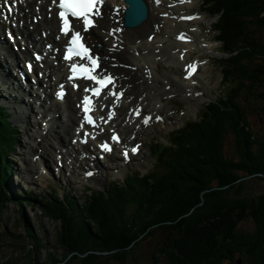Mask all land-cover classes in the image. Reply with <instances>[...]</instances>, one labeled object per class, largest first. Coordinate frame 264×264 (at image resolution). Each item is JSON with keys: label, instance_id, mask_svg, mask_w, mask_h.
<instances>
[{"label": "trees", "instance_id": "trees-1", "mask_svg": "<svg viewBox=\"0 0 264 264\" xmlns=\"http://www.w3.org/2000/svg\"><path fill=\"white\" fill-rule=\"evenodd\" d=\"M206 6L219 17L217 39L229 55L219 61L221 97L200 111L197 122L189 120L171 133L169 146H156L149 177L133 174L124 186L113 183L107 195L99 191L80 204L56 197L39 201L45 217L61 220L67 237L59 240L62 245L72 236L96 243L74 251L75 264L126 263L135 244L158 231L166 237L155 239L152 264H225L240 256L264 263V192L258 197L243 192L247 183L264 181V138L245 122L249 102L264 100V0H206ZM6 115L0 108L1 207L10 199L2 181L9 170L3 150L18 140ZM231 133L237 150L232 158L224 148ZM249 220L255 232L239 230L238 224Z\"/></svg>", "mask_w": 264, "mask_h": 264}, {"label": "rangeland", "instance_id": "rangeland-1", "mask_svg": "<svg viewBox=\"0 0 264 264\" xmlns=\"http://www.w3.org/2000/svg\"><path fill=\"white\" fill-rule=\"evenodd\" d=\"M193 1L194 4L191 5L190 7H184L183 11L186 14L198 13L202 17H204V20H201L198 23V26L200 27L199 34L202 38L207 40L212 47L208 51H204L197 48L190 53L187 59V62H189L193 59L199 58L204 63L203 67L199 69V73H198L199 74L198 80L200 82L198 81L194 82V87L196 88L197 91L203 92L204 97H202L203 99L201 100V102H198L197 98L195 96L194 97L192 96L193 92L184 94L182 91H176L177 88L181 89L180 83L177 82L173 84L174 87L171 86L169 81L166 82L168 87L169 88L172 87L173 89V91H169L168 89L163 88L162 84L158 80H155L154 78H152L151 83L147 82V80H142L141 77L143 75L139 76L140 69L136 66L137 70L135 72L137 74L132 73L131 76L134 78L138 77L139 81L137 83L141 81L143 87L145 86V84H148L147 87H150L147 88L145 86L144 88L141 87L142 90L140 89L141 91H144V95H146V97L149 98L150 100V102H148V106L153 107L154 98L158 96L162 101L160 112H162V115H165L168 120L165 121L163 124L158 123L155 126L146 129L142 132L143 135L140 136L141 140L144 142L142 153L146 154V156L141 154L139 157H137L134 160V162L131 163L126 168L127 172L135 170V171H139L143 176L152 174L153 168H151L150 170V166L152 163L151 147L152 144L155 142V140L157 139L159 141H162L163 143H166V138H168V133L170 131L180 128L186 120L190 118L194 119L196 114L198 113L199 110L202 109V107H204L207 103H209L210 100L220 95V90L222 89L221 82L223 78L220 69V62L218 61H222L223 59H221V57L219 56L220 55L219 43L216 42V36L218 35L219 31L218 30L214 31V27L216 25V20L218 19V16H214L212 13L208 11L207 8L204 7V2L206 3V0H193ZM152 8L155 10L154 15L151 17V21L152 22L155 21V28H154L155 33L159 35L166 34L167 36H169L170 33L169 32L165 33L163 30L161 16L157 8V5L155 4L154 7L152 6ZM168 10L170 11V9ZM175 14L177 16H180L177 13ZM178 25L182 26V24L180 23ZM179 28L182 30L185 29L186 27L182 26ZM190 29L191 26L188 27V30ZM122 36L123 38L126 39V34H122ZM1 37L3 41H6L4 39V35H2ZM263 39H264V34H263ZM172 44L173 45H171V42L162 43L163 48L157 51L161 55L155 58V56L158 55L156 52L152 55L151 58L148 59L147 64L149 65L151 63L150 67L153 68L156 74L162 78L166 74L176 75L177 78H181V72H182L181 66L175 65L174 63H168L167 65L165 64V61H169L173 55L174 45L178 46V43H172ZM19 54H17V57L15 58H19L18 57ZM136 55L137 54L135 53V56ZM162 56L169 60L163 59ZM3 57L4 59H2V57L0 56V77L1 75H3L4 77V73L5 75H7L8 72L12 74V72L15 71L9 69L11 66L6 67V61H9V57L6 55H4ZM140 57H143V55H141ZM8 63L10 64V62ZM21 63L22 60L20 61V67H21ZM133 84L135 87L131 90L130 94L127 95V98L130 101L134 99L136 91L139 89V85H141V84L136 85L135 83ZM2 86H5L4 81L3 79H0V102L6 105H10L9 109L7 110V113L10 115V121H13V118L15 116L13 113L14 106L10 103H7V101L4 100L5 95H4V90H2L1 88ZM140 90L137 93H140L141 92ZM21 99L25 104L31 107L30 108L31 113L35 112L36 114L41 111L40 107L37 108V106H39V103L33 106L32 103H29L32 101V97L30 98L29 96H27L26 93L22 94ZM69 99H71V101L75 103L74 97L72 98V96H69ZM241 103L244 106H246L245 101L241 100ZM249 103H250V107L247 110L245 122L249 124L252 133L258 134L260 137L264 138V100L260 99L256 102L251 100ZM125 105H126V109L123 112V114H127V120H126V124L124 125V128H128L129 131H133L134 121L133 119L130 118L128 114V112H130L131 109L130 106L133 105V103L130 102L129 104H126L125 102H120L119 106L115 108L118 110L119 108H124ZM51 108L53 109L52 104H51ZM153 110L155 111L154 107ZM145 111L151 112L152 109L148 107L146 108ZM50 112L52 111L50 110ZM29 113L30 112H28V115ZM68 113L69 111L66 110L65 114L67 115ZM30 117L32 118L33 121L37 120L36 118L39 119V117L34 114L33 115L31 114ZM37 121H38V126L42 127L43 123H41L40 120ZM17 123L20 125L22 129H24L23 128L24 122L23 123L17 122ZM118 124H120V122H118ZM27 127L28 126H26V128ZM20 130L21 129L17 127V132L21 134L18 140H16L15 143L13 144V147H11V145L5 146L3 150V155L5 156L4 160L6 161L9 170L7 173L8 175L7 177L5 176V173L3 174L2 181H5V184L8 185L9 188L8 191L11 193L10 196L12 199L6 201L5 207L0 206V264H69V262L71 263V261L74 262L71 264H75L76 261L72 260L74 255L76 256V253L74 254V251H81L83 250V247H89V246H92V248H96L95 247L97 246L96 243H89L88 242L89 240L85 241L84 239L83 242V240H81L82 238L80 240H77L75 236H72L70 240L67 241L66 245H62L59 240L63 239V241L65 242L67 237L65 234V229L62 226L61 220L56 221L45 217L44 214L41 213L40 211V206H41L40 203L31 201L30 204H28V201L24 199L26 196V192L33 193V195L31 194L33 198L36 199L39 198L40 200H43L46 197L47 198L55 197L56 196L55 193L58 196L59 193H62V190H66L69 191V193L72 195V197L75 200L83 202L85 194L89 195L85 187H87V189L91 188L93 190L99 188H105L107 182L109 181L117 180L121 182L124 178L123 177L124 174L127 172L125 171V169L122 170L120 174H115V171H117L118 169L110 173L105 172L107 171L105 168L110 167V165L109 163H104L105 174L104 177L101 179V182L99 181L93 182V180L90 182L85 181L83 179V170L89 164V162L82 161V159H79L76 162L74 160L75 157L74 152L70 149L69 146H64L62 144H59L60 139H57L54 133L51 132L47 133L46 132L47 130L43 131L44 135L46 134L49 135L48 139L51 140L52 150L50 148V144L46 143L48 141L46 139L45 140L46 142L42 141L38 143L36 141L39 144V145L36 144V147L40 149H37L36 152L33 149V151H31L29 154L27 153L28 151L27 147H29L27 146L28 128L24 132ZM233 136L234 135L231 133V134H226L224 137L225 152L227 156L229 157L231 156V158L233 157L234 152L237 151L233 144ZM36 139L38 138H34L33 140L34 143H36L35 142ZM42 139L43 137H41V140ZM55 139L58 140L59 142H57ZM67 142H68V138H67ZM59 152H61L62 154L60 155ZM6 153L8 154L5 155ZM57 155L59 156L65 155L64 157H62V162L65 164V167L61 170V176H57V178H52V179L51 177L50 178L48 177L46 181H39V177H38L39 171H37L33 180L32 176L34 175L35 171L38 169V166L41 167L40 172L41 174L44 173L45 177L48 176L47 170L45 169L47 166L49 172H50L49 167H53V169L56 168L55 167L56 164H54L55 159L57 160V162L59 161V156ZM37 156H40L41 159L42 157L44 158L43 162H41L44 163L43 164L44 166H42L41 163L38 164L37 166L34 165L37 164L36 160H34L35 158H37ZM49 157L52 158L50 159ZM24 163L27 165V167L33 169L32 175L30 177L27 175L28 172L24 168ZM141 175L139 174V178L141 177ZM157 177H161V173H157ZM26 182L27 184H25ZM26 185L27 188L25 187ZM19 186L22 187V189H20ZM53 191H55V193ZM21 192L24 194V196L18 198L20 197L18 196V194ZM243 192H244V196L258 197L264 192V181L253 180L247 183ZM19 203L20 204L25 203V204L20 206ZM262 217L264 218V215ZM87 223L90 224L92 233L93 234L96 233L99 236V232L96 230L95 224L90 219H87ZM238 227L239 230L250 233L255 232V230L257 229L255 228V224L250 220L241 222L240 224H238ZM107 234H110L111 238H113V235H115L113 231L107 232ZM155 234L156 236H147L146 239L137 242L134 248L131 249L130 256L126 259V263H121L120 261H116L113 264H152V256L154 252H156L158 249L155 248L157 246L155 239L159 238L161 240H164L166 237V234L162 233V231H158ZM225 264H261V263L260 260L256 262L255 258L243 259V257L240 256L236 258V261L234 263L230 261L228 262L226 261Z\"/></svg>", "mask_w": 264, "mask_h": 264}, {"label": "bare ground", "instance_id": "bare-ground-1", "mask_svg": "<svg viewBox=\"0 0 264 264\" xmlns=\"http://www.w3.org/2000/svg\"><path fill=\"white\" fill-rule=\"evenodd\" d=\"M1 1L2 0H0V3ZM8 1L9 3H12V0H8ZM47 1L49 0H20V2L18 0L16 14L12 15L13 17L16 16V20L19 27L17 29L13 28L14 26L13 17L11 18L10 23H5L2 20V15H0V56L2 57V53L9 56V61H6V67L11 66L9 68L10 70L14 71L19 69L20 58L21 60L24 59L25 60L24 63L26 64L27 63L26 61L29 60V58L31 59L32 52L42 48L47 44L52 45L51 48L53 50L59 47L60 42L56 38V33H55L57 30V23L54 22L53 19L51 20L47 19V6L49 4L44 5V3H46ZM146 2L148 3L150 8L148 21L144 25H142L141 27L135 30H123L120 27V16H121L120 11L124 7L123 1L107 0L106 5L103 8L104 17L103 19L99 20V27L92 29L91 33L87 35V40L90 41L91 46L94 48V51L96 53H99L101 57H107V59L102 60L104 68H107L108 71H113L118 77V88H123L124 90V96L121 98L120 102H125L126 104H129L130 102L133 103V105L130 106L131 108L130 112H128L130 118L133 119L134 121L133 131H129L128 128H124V125L126 124V120H127V114H123V112L126 109V105L124 108H119L118 110L115 108L117 111L116 118L107 125V128L104 129L105 133L107 130L121 129L120 131H122V134L124 135L123 137V135L121 134V136L123 137L122 142L129 141L128 138L129 134L133 133L135 135L138 134V136H140L141 132L144 130V127L141 126V124H138L137 119L133 117L134 115L133 113L136 108L139 107L142 112L145 108L150 107L153 110L154 107L155 111L154 110L153 111L157 112L158 114L159 111L161 110V105H162L161 99L158 96H156L154 98L153 107L148 106V102H150V100L149 98L146 97V95H144V91H141L142 90L141 87H143L141 81L137 83L139 81V78L138 77L134 78L131 76L132 73H136L135 71L137 70V67L140 69V75L139 74L138 75L139 76L143 75L141 79L147 80V82L149 83H151L152 78H154L155 80H158L162 84L163 88H166L169 91H173L172 89V87H174L173 84L177 82L180 83L181 89L177 88L176 91H182L184 94H188L189 92H196V90L194 89V82L196 81L200 82L198 80V76H199L198 71L188 81L179 79L177 78L176 75H171V74H166L162 78L156 74L153 68L150 67L151 63L149 65L147 64L148 59L151 58L154 53H156L161 48H163L162 43L171 42V45H173L172 43H178V46L174 45L173 47V55L170 60L164 58L163 56L165 55L162 56L163 59L169 60V61H165L166 65L168 63H174L175 65L178 66H184L187 64L186 59L189 57L190 53L194 49L199 48L201 50L208 51L212 48L209 42L203 40L199 36L200 28L196 26L199 23V21L204 20V17H199L196 20L192 19L190 21H184L181 19L182 15L180 13L183 6L190 7L191 5L194 4V1L191 2L189 0H184V2L181 3L180 0L170 1V2H168V0H160L159 4H157L155 0H146ZM155 4L157 5V8L161 16L163 30L165 33L169 32L170 33L169 36H167L166 34L159 35L155 33V29H154L155 21L154 22L151 21V17L155 13V10L152 8V6L154 7ZM38 6L39 8H37ZM114 6L120 7V10L116 15H114L113 14L114 12L112 11V8ZM36 8L38 9V11H36ZM167 8L170 9V11ZM2 9H0V13ZM175 13L179 14L180 16H177ZM38 16H41V19L36 24H34L33 18H37ZM186 22H190L191 26L195 25L188 32L182 31L179 28L184 26ZM20 23H22L21 26L19 25ZM179 23L182 24V26H179L178 25ZM116 28L120 29V31L117 33V38L114 39L112 36L107 35V32L109 30ZM49 30L51 33H49ZM42 32L46 33L45 38L42 37L41 35ZM7 34L9 35L10 38L15 36L16 40L20 36L19 38L20 40L16 41L15 45L18 46V48L25 46L24 51L19 49L20 52V54L18 55L19 58H15L17 57V54L13 52V48L9 40L3 41L1 36L4 35L6 37ZM122 34H126V39L123 38ZM181 34L184 35L185 39L181 40L178 38ZM113 43L117 45V48L115 51H110ZM97 45H100L101 48L97 49L96 48ZM42 51L48 53L45 49ZM135 53L137 54L136 55L137 57L135 56ZM157 54L158 55H156L155 58L161 55L159 52H157ZM50 55H54V52L51 53ZM141 55H143V57H140ZM182 56L183 58H181ZM49 57L50 56L47 55L44 63L42 62L43 65L41 66L39 64L36 65L35 68V70H37L36 73L40 74V72H42L44 76L42 77V80L38 79L37 77L34 78L36 84H34L33 86H24V83H22L23 85L22 86L18 78H16V76L15 78H13V75L11 73H8L7 75H5L4 73V77L3 75H1L0 79H3L5 85L1 87L2 90H4V95H5L4 100H6L7 103H10L14 106L13 113L15 116L13 118V122L15 123L24 122V126H23L24 129H22L20 125L17 123V125L20 127L19 129H21L20 131L24 132L28 128L27 146L29 147H27L28 150L27 153L30 154V152L33 151V149L35 152L37 151V149H40L36 147V144H38L36 142L37 139L35 140L36 143L33 142L34 138H38L40 140L39 143L47 139L48 141L45 142L50 144V148H51V140L48 139L49 136L48 134L44 135L43 132L44 130H47L46 131L47 133L49 132L54 133L56 138L60 139V142L55 139L57 142H59V144H62L64 146H70L72 148V151H74V153L75 152L77 153V150L82 149V145L78 143L73 144L71 140L78 139L76 136L78 133H80V131L78 132V129H80L82 120H81V116L79 115L80 113H78V109H76V104L72 102L71 99H69V96H72L73 98L80 91L72 92L71 95L70 94L67 95L61 103L55 100L53 94L57 92L56 87H58V84L61 83L65 77L64 76L65 66L64 63H62L59 59H57V57L55 60H51V61L48 60ZM55 61H58V65L55 64ZM197 61H199V65H202L203 63L202 61L200 60ZM8 62H10V64ZM113 64H115L116 67H113L112 66ZM127 67H129V69H127ZM5 77H8V80H6ZM11 78L13 79L9 81ZM167 81H169V83L172 85L171 88H169L168 85L166 84ZM11 82L13 84H11ZM16 83H18V85L14 86ZM133 83H135L136 85L137 84H141V85H139V89L136 91L134 99L130 101L127 98V95H129L131 90L135 87ZM147 85L148 84H145L146 87ZM6 86L8 88L12 86L13 88L11 87L12 90L10 91ZM27 88H29L28 92H26L25 90ZM81 89H83V87ZM139 90L141 92L137 93ZM23 93L24 94L26 93L27 96H29L30 98L32 97V101L29 102L32 103V106L35 104L37 105V103L39 102V106H37V108L39 107L41 108L40 112L36 114L35 112L31 113V109H30L31 107L25 104L21 99ZM203 94H204L203 92H200V94L197 96L198 102H201V100L203 99L202 98L204 97ZM136 97L137 99L140 97V100L137 101ZM46 100L48 102H46ZM112 101L113 99L110 97L106 100L104 99V97H100V99L97 101V106H96V110L98 111L99 117H100L99 112L101 106L104 105V109H107V107L112 106L111 105ZM51 104L53 105V109L51 108ZM63 109L65 111L68 110L69 113L66 115ZM50 110L52 112H50ZM28 112H30L29 115ZM31 114L38 116L39 119L38 118L36 119L40 120V122L45 124L46 127L45 128L39 127L38 121L37 120L33 121L32 118L30 117ZM118 122H120V124H118ZM164 122H165L164 119H162V123ZM26 126L28 127L26 128ZM7 128L10 129V131L11 130L15 131L16 129L14 126L11 125H8ZM0 131H2V129H0ZM15 134H17V131ZM3 136L7 137L8 134L3 132ZM41 137H43L42 140ZM4 138L2 139V142H4L5 144L7 143L8 139H4ZM67 138H68V142H67ZM85 152L86 153L88 152V154L91 153L89 152V148H87ZM59 154L61 155L62 153L59 152ZM143 155L146 156V154ZM43 160L44 158L42 157V159L39 161L43 162ZM59 160H62V158ZM41 162L34 165L37 166ZM43 164L44 163H41L42 166H44ZM54 164H57L56 159ZM93 164H94V168H92V170L96 168L97 173L96 175L91 176L89 180L91 181L93 180L94 182L97 181L101 182V179L104 177L105 174L104 173L105 166L101 165L97 160L96 162H93ZM24 168L27 170L28 172L27 175L30 177L32 175L33 169L27 167L25 163H24ZM40 169L41 167L38 166V169L35 171L32 177L34 178L36 172L39 171V180L45 181L50 176V174L48 170L45 168L48 173V177H45L44 173L41 174ZM105 169L107 170L105 172H109L108 168ZM52 176L53 178H57L54 174H52ZM25 184H27V182ZM25 187L27 188V185ZM19 188L22 189V187L20 186ZM31 194L33 195V193ZM24 199L26 200L28 198L25 196Z\"/></svg>", "mask_w": 264, "mask_h": 264}, {"label": "snow or ice", "instance_id": "snow-or-ice-1", "mask_svg": "<svg viewBox=\"0 0 264 264\" xmlns=\"http://www.w3.org/2000/svg\"><path fill=\"white\" fill-rule=\"evenodd\" d=\"M18 0H12L11 5L8 6V13L11 14L15 8V4ZM157 4L160 0H155ZM181 3L184 0H180ZM7 5L8 0H4ZM106 0H52V5L49 7V15L51 18L52 7L58 8L57 17L59 21V33L57 39L68 38L66 40L65 50L62 55V59L67 63L70 75L68 81L73 83L74 88H78L79 85L75 84L76 80H87L92 82L91 86L85 87L84 92L88 93L82 98V121L80 129L82 130L87 124L93 129L100 128V123L92 116V112L95 111V101L99 100L103 95L104 99L113 97L112 106L109 109L107 120L104 117H100V122L107 124L109 123L115 115V107L119 106L121 98L124 96V90L121 88L117 91L118 77L113 73L108 72L107 68L102 67V60L107 59V57H101L99 53L94 52L93 48L88 46L86 43V37L91 33L92 29L99 27V20L103 19L104 12L103 8L105 6ZM2 15V13H0ZM166 15V14H165ZM7 18V17H5ZM71 18V19H70ZM198 17H184L183 19H195ZM120 29H111L107 32V35L112 36L114 39L117 38V33ZM71 35L69 36V34ZM179 39H185L184 35L181 34ZM51 49V45L47 46ZM117 45L112 44L110 51H115ZM59 51V50H56ZM183 58V56L181 57ZM36 60H40L41 56L39 54L35 55ZM116 67L115 64L112 65ZM29 70H31L32 65H28ZM197 67L195 64H190L187 66L186 79H190L196 72ZM65 85L60 84L59 90L56 92L58 99H63L66 95ZM80 105H78L79 107ZM104 105L101 106V111H103ZM136 117L141 114V109L138 107L133 113ZM152 119L151 116H145L142 123L147 126ZM162 117L157 116L156 120H161ZM103 131V128H100ZM96 133L84 132V137L80 142L87 143L88 138L96 139ZM111 141L120 142V137L118 134H113L111 136ZM75 142V141H74ZM99 148L102 152H111L112 146L109 142L105 141L100 143ZM139 145H136L131 149L132 154H136L139 150ZM125 159L129 158V153L127 150L123 152ZM103 158V157H101ZM86 175L91 176L93 173L88 172Z\"/></svg>", "mask_w": 264, "mask_h": 264}, {"label": "water", "instance_id": "water-1", "mask_svg": "<svg viewBox=\"0 0 264 264\" xmlns=\"http://www.w3.org/2000/svg\"><path fill=\"white\" fill-rule=\"evenodd\" d=\"M127 9L124 12L123 25L126 28L134 29L148 19V7L144 0H124Z\"/></svg>", "mask_w": 264, "mask_h": 264}]
</instances>
